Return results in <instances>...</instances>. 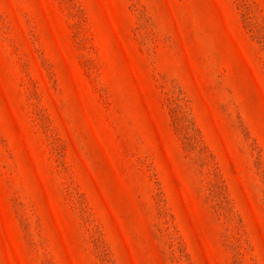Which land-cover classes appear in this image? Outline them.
<instances>
[{
    "label": "rangeland",
    "instance_id": "rangeland-1",
    "mask_svg": "<svg viewBox=\"0 0 264 264\" xmlns=\"http://www.w3.org/2000/svg\"><path fill=\"white\" fill-rule=\"evenodd\" d=\"M0 264H264V0H0Z\"/></svg>",
    "mask_w": 264,
    "mask_h": 264
}]
</instances>
